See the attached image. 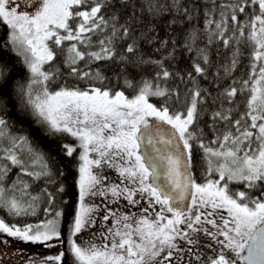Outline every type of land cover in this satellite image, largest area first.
<instances>
[{
    "label": "snow or ice",
    "instance_id": "1",
    "mask_svg": "<svg viewBox=\"0 0 264 264\" xmlns=\"http://www.w3.org/2000/svg\"><path fill=\"white\" fill-rule=\"evenodd\" d=\"M0 26L10 30L0 47V142L8 141L0 143V159L10 162L0 164V207L16 216H35L43 200L48 206L41 211L50 217L23 227L0 219V233L46 248L55 246L52 241L63 242V212L53 206L56 194L65 189L61 185L53 192L35 184L37 194H32L36 181L53 182L51 157L28 136L8 132L5 115L15 99L20 114L31 116L44 134L79 141L78 204L69 230L75 264H192L185 257L200 260L193 248L201 243L200 233L231 253L221 251L208 264H264V0H0ZM177 34L184 49L196 54L187 74L193 88L183 99L179 88L161 85L172 77L165 61L175 59L180 41L172 37ZM65 41L70 43L64 46ZM8 45L30 73L26 84L13 83L15 69L3 54ZM145 46L166 55L146 59ZM221 48L225 59L219 68L225 77L231 78L246 58V78L223 90L217 87L219 94L212 97V90L201 89L196 77L207 79L214 66L211 51L221 54ZM61 56L70 75L95 83L49 91L46 82L60 75L56 61ZM144 65L160 71L139 82L129 78V69ZM106 70L114 73L117 86H96L109 80ZM122 76L132 95L119 87ZM238 96L244 97L242 110ZM150 97L161 102L154 104ZM212 108V138L205 143L200 124ZM63 147L70 157L76 151L68 144ZM196 149L203 153L206 177L216 179L197 182ZM93 152L100 159H90ZM102 164L116 168L124 178L121 184L104 185L93 171ZM13 167L21 179H12ZM230 184L239 187L233 190ZM109 194L114 198L109 203L123 198L130 205L140 203L138 194H147V215L107 208L102 216L112 222L107 235L102 234L107 243L78 245L71 237L95 223L93 214L99 211L86 197ZM218 210L227 217L210 219ZM64 255L38 264H61Z\"/></svg>",
    "mask_w": 264,
    "mask_h": 264
},
{
    "label": "trees",
    "instance_id": "2",
    "mask_svg": "<svg viewBox=\"0 0 264 264\" xmlns=\"http://www.w3.org/2000/svg\"><path fill=\"white\" fill-rule=\"evenodd\" d=\"M10 30L6 29L3 26H0V47H3V44L7 42L8 35L7 32ZM160 35H164V31H160ZM173 39H179V44L175 48V59H169L165 61V68L172 73V77L168 81H161L162 86H167L169 89H176L179 88L181 98L185 96L188 89L193 88V84L188 80V73L192 72V64L196 60L195 52L189 53L187 50L184 49V42L183 39L179 37L177 34L176 36L172 37ZM51 43V42H49ZM70 42L65 41L64 46L69 44ZM145 52L147 59V55H152L153 59H163L164 53H155L151 46H145ZM224 49L221 48V54H217L215 49H212L210 59L213 62V67L209 69V75L207 79L203 77H196L197 84L201 89H211L212 90V97H216L219 93L216 90L219 87L220 90L227 88L229 85L233 84V80H241L246 78L247 72V59L245 58L238 68L236 72L233 73L231 78H226L223 69L219 68L220 64L224 62L225 57L222 55ZM3 54L5 58L10 62V66L15 69L13 74V83H23L26 84L29 80L30 73L27 70L26 65L23 62L22 57L16 55L14 51L11 50V45L8 47L3 48ZM64 57L61 56L57 61L56 65L59 67L60 75L53 81L46 82L49 91H57L60 87H68V88H81L85 89L88 87L89 83H95L93 81H84L78 80L74 76L70 75V69L65 66L63 63ZM81 69H84L83 63L79 65ZM45 68H48V65H45ZM219 68V74L217 75V71ZM160 71L159 68H156L153 65H144L141 68L137 69H129V78H134L136 82H139L141 79H151L155 76L156 72ZM105 75L109 77V80H106L103 85L96 84V86H106V87H115L117 86V80L114 73L111 70H106ZM193 75L195 73L193 72ZM183 76V79L180 77ZM236 87H240L239 84L235 85ZM119 87L125 90L126 94L132 95V89L125 88L124 86V79L123 76L119 80ZM238 103L241 105L244 101L243 96L237 97ZM150 102L154 104H159L160 98L157 97H150ZM219 103V102H217ZM171 106V102H170ZM228 105L225 104V108ZM235 107V105L233 106ZM173 110H178L176 107H173ZM215 109H209L208 114L203 116L200 127L204 129L206 133L205 143L208 142L209 139L212 138V133L208 130V124L211 123L210 116L211 111ZM5 119L8 123V132H10L13 136L19 135H26L29 137L30 142L37 147V149L41 152H44L50 155L51 159L49 160L50 170L52 172V183L45 184L41 181H36L33 183L32 194H37L35 189V184H39L40 188H44L45 186L48 188L49 191H55V189L59 186H63L65 192L62 194H56V201L55 205L53 206V211H62L63 215L61 219V230H62V240L63 246L64 243L68 240L67 236L70 233V228L72 224V220L74 217V211L76 210V203H77V196L78 192L76 190V181L78 179V162H79V152H78V145L79 141L75 138L71 137L70 135H64L62 137H51L42 132L38 124L33 120L31 116H22L19 111V107L15 99H13L12 103L9 105L7 109V113L5 115ZM223 131V128L220 129ZM3 145H7L8 141L5 139L2 142ZM68 144L76 148L73 156H68L66 154V149H64L63 145ZM195 151V160L197 161L194 176L198 183H205L206 178L211 179L212 176L206 177L205 172L198 174L201 168L203 170L206 168L204 167L205 162L203 161V153L201 150L196 149ZM7 163L10 166V162H6L0 159V164ZM13 180L21 179V175L19 174V170L16 167L12 168V173H10ZM24 180L32 183V181L28 177H23ZM9 184L10 182L6 181ZM231 189L235 190L238 185L229 186ZM19 195V193H17ZM148 205V202L143 201ZM47 204L41 201V208L47 207ZM134 206V205H132ZM157 206H159L157 204ZM41 208L37 209V215H20L16 216L15 214L9 212V210L5 207H0V219L4 220L5 223L9 225H16L17 227H23L25 224H35L40 222L41 220L50 218L46 217L45 214L41 211ZM219 214L217 213L215 217L209 218H218ZM96 221V219H95ZM109 223V221H108ZM222 223V222H221ZM105 228H107V224H103ZM211 229L210 225H205ZM102 227V228H104ZM94 234L96 237V222L94 226L92 225L89 230V234ZM199 238L201 243L198 246H193L194 251L198 253L207 254L215 247H219L214 240H211L209 237L204 236L203 233L199 234ZM185 247H189L185 245ZM62 252L65 253L64 257L62 258L61 264H75L74 257L72 253L68 250H65L63 247Z\"/></svg>",
    "mask_w": 264,
    "mask_h": 264
},
{
    "label": "rangeland",
    "instance_id": "3",
    "mask_svg": "<svg viewBox=\"0 0 264 264\" xmlns=\"http://www.w3.org/2000/svg\"><path fill=\"white\" fill-rule=\"evenodd\" d=\"M151 119V118H150ZM82 150L79 148V156L80 152ZM90 159H100L99 155L97 153H90L89 154ZM80 163H82L80 160L78 162V168ZM206 167V165H204ZM94 172L99 174V176L102 178L103 183L105 186H111L113 184H121L123 181V177L119 175V172L114 167H110L108 164H102L100 168H94ZM202 172H205V169H200L198 174H201ZM79 177V172H77ZM216 176H212L211 179H216ZM131 187V185H129ZM76 190L78 192V188L76 187ZM136 199L140 200V203L137 205H130L126 200L123 198H120L116 203H109L110 200L114 199L110 196L107 198L104 197H86V202L88 204H96L99 208V211L95 214H93V219H96V237L94 234H89L90 227L93 224L86 225L85 228L80 232L77 233L76 236H72L71 240H74L78 245L82 247H86L89 245V243H95L98 246H102L103 244L107 243L103 239V235H107L108 228L112 227L111 219L108 221H103L102 216L106 214L105 209L111 208L113 211L122 213L125 215H132L135 214L137 217L141 215H147V213L143 212V208L146 206L145 202L149 201V197L147 194H144L143 197H141L139 194ZM78 204V196H77V203ZM160 209L156 208L158 211ZM210 209V208H209ZM220 215H223L227 217V213L223 210H218L217 212ZM75 214V211H74ZM167 216H171L170 213H165ZM154 216V213H153ZM107 224V228L104 227L103 224ZM104 227V228H102ZM103 234V235H102ZM69 237L70 233L67 236V241L64 243H61L60 241H52V243L55 245L52 248H46L43 245H37L32 244L30 242H25L22 240H18L14 237L8 236L6 233H0V264H38V262L42 259L47 258L48 256H55L58 255L60 252H62L63 247L65 250L70 251V243H69ZM221 251L224 252L226 256L231 257V253L227 249H223V247L220 245L219 247H215L207 254L199 253L200 254V260L197 261L194 258L191 257H185V262L188 259H192V264H208V261L210 258H215ZM71 252V251H70Z\"/></svg>",
    "mask_w": 264,
    "mask_h": 264
},
{
    "label": "flooded vegetation",
    "instance_id": "4",
    "mask_svg": "<svg viewBox=\"0 0 264 264\" xmlns=\"http://www.w3.org/2000/svg\"><path fill=\"white\" fill-rule=\"evenodd\" d=\"M146 207H148V205H146L144 208H146ZM144 208H143V209H144ZM154 208H155V206H154ZM143 209H142V210H143ZM155 209H156V208H155ZM149 211L151 212L152 209H149ZM211 230H212V231H215V229H211ZM218 239H221V240H222L223 237H218ZM183 246H184V245H183ZM184 247H185V246H184ZM185 248H186V247H185Z\"/></svg>",
    "mask_w": 264,
    "mask_h": 264
},
{
    "label": "water",
    "instance_id": "5",
    "mask_svg": "<svg viewBox=\"0 0 264 264\" xmlns=\"http://www.w3.org/2000/svg\"><path fill=\"white\" fill-rule=\"evenodd\" d=\"M165 127H168V126L165 125ZM161 180H163V177H161ZM185 203H190V199L186 200Z\"/></svg>",
    "mask_w": 264,
    "mask_h": 264
}]
</instances>
